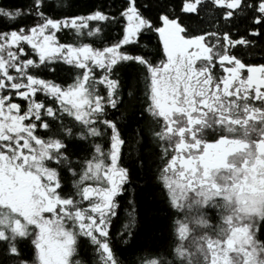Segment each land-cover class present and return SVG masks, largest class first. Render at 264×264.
Masks as SVG:
<instances>
[{"label":"snow or ice","instance_id":"snow-or-ice-1","mask_svg":"<svg viewBox=\"0 0 264 264\" xmlns=\"http://www.w3.org/2000/svg\"><path fill=\"white\" fill-rule=\"evenodd\" d=\"M0 264H264V0H0Z\"/></svg>","mask_w":264,"mask_h":264},{"label":"trees","instance_id":"trees-1","mask_svg":"<svg viewBox=\"0 0 264 264\" xmlns=\"http://www.w3.org/2000/svg\"><path fill=\"white\" fill-rule=\"evenodd\" d=\"M14 2H18V0H14Z\"/></svg>","mask_w":264,"mask_h":264}]
</instances>
